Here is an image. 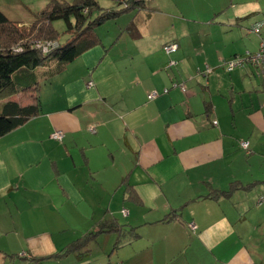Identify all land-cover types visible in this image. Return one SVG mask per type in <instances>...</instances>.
Wrapping results in <instances>:
<instances>
[{"label": "crops", "instance_id": "1", "mask_svg": "<svg viewBox=\"0 0 264 264\" xmlns=\"http://www.w3.org/2000/svg\"><path fill=\"white\" fill-rule=\"evenodd\" d=\"M146 10L97 27L100 43L42 85L39 115L0 137V264H264V189H252L264 182V69L221 68L258 49L264 7L152 0ZM30 80L14 76L18 87ZM111 218L126 226L98 233L81 258L60 254Z\"/></svg>", "mask_w": 264, "mask_h": 264}, {"label": "trees", "instance_id": "2", "mask_svg": "<svg viewBox=\"0 0 264 264\" xmlns=\"http://www.w3.org/2000/svg\"><path fill=\"white\" fill-rule=\"evenodd\" d=\"M113 1L116 2L115 6L103 7L98 0H48L44 9L35 13L33 20L28 23L10 19L0 9V101H4L0 111V137L39 115L42 85L52 80L65 65L81 56L85 50L100 43L95 31L97 26L133 10L135 14L146 10L147 3H150L147 0ZM146 12L149 17L152 10L149 8ZM57 20L64 23V33L69 36L62 44L53 27ZM127 28L137 26L135 22H130ZM35 40L45 45L38 49L35 46L42 43ZM50 63H54L53 68L49 66ZM43 64V67H39ZM18 72L27 73L31 78L28 85L17 86L14 76ZM29 92L34 93L33 104L21 105L10 100L19 93ZM129 197H133L132 193ZM125 226L117 219H107L97 225L96 231L87 232L66 245L60 254L78 253L77 257L81 258L88 253V245L98 233L121 231ZM118 242L117 239L114 246ZM40 259L34 257L30 260L39 263Z\"/></svg>", "mask_w": 264, "mask_h": 264}, {"label": "rangeland", "instance_id": "3", "mask_svg": "<svg viewBox=\"0 0 264 264\" xmlns=\"http://www.w3.org/2000/svg\"><path fill=\"white\" fill-rule=\"evenodd\" d=\"M47 1L48 0H0V9L6 14V16L7 17H9L10 19H13V20H16V21H19V22H24V23H27V22H30V21H32L33 20V16H34V14L35 13H37V12H40V11H42L43 9H44V7L46 6V3H47ZM99 2H100V4H101V6H103V7H105V6H115L116 5V2L115 1H113V0H98ZM152 0H147V2H151ZM206 1H208V2H212V1H215V0H206ZM259 2H260V4L262 5V7H264V0H259ZM135 12L136 11H130V12H128V14H124V15H122V16H120V17H118V18H116V19H109V20H107V21H105L104 23H102L101 25H99V26H97L98 28H100V29H105V28H107L108 26H106V25H111L112 23H117V22H119V21H123V20H125L127 17H131L132 16V14L134 15L135 14ZM261 15V17H262V19L261 20H263V14H260ZM263 25H264V22H263ZM263 25H262V27H261V34H262V30H263ZM53 27H54V29L58 32V34H59V41H60V43L62 44V43H64V41H66L67 40V38L69 37L68 35H66V33H64V28H65V25H64V23L61 21V20H57V21H55L54 23H53ZM110 27H114V26H110ZM99 31V30H98ZM34 42H39V43H42V42H40V40H35ZM171 43H173V42H171ZM167 44V43H166ZM45 45V43H42V44H37L35 47L36 48H38L39 46H44ZM165 45V44H164ZM164 45L162 46V49L164 50ZM39 49V48H38ZM251 50H253V51H255L256 50V48L255 49H251ZM250 50V51H251ZM164 52L165 53H167L168 54V52H166L165 50H164ZM171 54L172 53H174V52H170ZM169 53V54H170ZM247 66V65H246ZM221 68L224 70V71H226V72H235V71H237V70H239V69H241V68H238V69H234V70H232V71H227L226 70V66L224 65V61H222L221 62ZM204 69V68H203ZM68 72L71 74V75H73L72 74V72H71V70H68ZM66 75H68L67 73H65ZM88 82H90V84H91V81L89 80ZM174 83H177L176 81H173V85H172V83H171V85H170V88H172V87H174ZM86 85H87V83H86ZM175 88H177V87H175ZM165 89V88H164ZM169 89V88H168ZM165 93H167V92H165ZM40 94H42V91H41V93ZM148 94V93H147ZM162 94H164V93H162ZM161 95V94H160ZM89 131H91V132H94L95 131V128H94V126L92 125V126H90L89 127ZM256 134H258V135H260L259 134V132H256ZM54 141V140H53ZM241 141H245V142H247L248 143V150H247V152H246V150L244 149V148H242L241 147ZM56 143L58 142V141H55ZM58 143H60V142H58ZM239 147H240V149L242 150V152H243V154L245 155H249V154H251L252 153V151H251V149H250V143H249V141L246 139V138H244V140H240L239 141ZM47 147L48 148H52V144H47ZM240 154V153H239ZM249 157V156H248ZM46 160H42V161H40V168L39 169H42L44 172H49V171H47V165H46ZM254 186V188H252ZM253 186H251L248 190H246V191H250V189L252 188L253 189V192H257V190H261V189H264V182H259V183H257V184H255V185H253ZM264 192V191H263ZM260 198H262V197H260ZM259 198V199H260ZM262 203H264V202H262ZM261 203V204H262ZM123 210V209H122ZM123 213V212H122ZM124 214V213H123ZM118 219L121 221H124L125 219L124 218H122L120 215H119V217H118ZM119 221V222H120ZM191 231H193V230H191ZM16 259L14 260L15 261V263L16 264H20L21 263V261L17 258V257H15ZM46 260H50V259H44L43 261H46ZM51 261V260H50ZM34 263V262H33ZM7 264H11V261L10 260H8L7 261ZM35 264H38V263H35ZM129 264H131V263H129Z\"/></svg>", "mask_w": 264, "mask_h": 264}, {"label": "built area", "instance_id": "4", "mask_svg": "<svg viewBox=\"0 0 264 264\" xmlns=\"http://www.w3.org/2000/svg\"><path fill=\"white\" fill-rule=\"evenodd\" d=\"M261 27H262V21H259L258 23H255L251 27V32L259 35L261 32ZM177 48H178V44L175 42L173 43L170 42L164 45V50L168 53L175 52ZM171 64L176 65L177 63L174 60H172ZM224 65L226 66L227 71H232L234 69L243 68L246 65H251L258 70H263L264 69V38L261 37V39L259 40L258 49L256 51H245L242 54H236L231 59L225 61ZM211 71L212 69L206 65L204 67V70L198 71V73L202 75H207ZM172 85H173V82H172ZM87 86H90V82H87ZM174 87L179 88L183 93L186 92V87L184 86V82L174 83ZM167 91H168V88H165L163 89L162 92L165 93ZM157 95H158L157 91H152L148 93L147 98L155 99ZM213 123L217 124V121L214 120ZM63 137H64V132H61V131L58 133L50 134V138L57 140V141H61ZM241 147L244 148L247 152L248 143L245 141H241ZM123 213L126 214V211L123 210ZM191 228L195 229V225L192 224Z\"/></svg>", "mask_w": 264, "mask_h": 264}, {"label": "bare ground", "instance_id": "5", "mask_svg": "<svg viewBox=\"0 0 264 264\" xmlns=\"http://www.w3.org/2000/svg\"><path fill=\"white\" fill-rule=\"evenodd\" d=\"M169 54V53H168ZM208 75V74H207ZM91 85V84H90ZM61 130H57V131H53L52 133H58V132H60ZM61 132H63V131H61ZM51 133V134H52ZM65 136V135H64ZM52 140H54V139H52ZM63 140V139H62ZM61 140V141H62ZM55 141H57V140H55ZM20 257H25V254L22 252L21 254H20Z\"/></svg>", "mask_w": 264, "mask_h": 264}]
</instances>
